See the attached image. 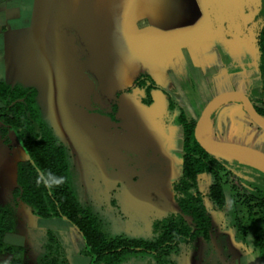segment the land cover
<instances>
[{"label": "rangeland", "instance_id": "1", "mask_svg": "<svg viewBox=\"0 0 264 264\" xmlns=\"http://www.w3.org/2000/svg\"><path fill=\"white\" fill-rule=\"evenodd\" d=\"M260 6L261 0H38L34 29L12 50L9 84L36 91L35 124L65 149L69 186L108 238L154 240V223L175 211L170 199L178 208L180 116L197 121L209 96L228 90L264 105L256 99ZM206 129L264 152V129L240 101L219 107ZM9 138V147L0 141V206L18 216L5 237L14 257L41 264L46 254L65 249L71 264H88L75 227L68 232L41 220L26 230L22 213L31 208L13 190L27 153L13 130ZM219 175L224 208L208 195L215 174H202L190 189L203 195L210 240L199 237L161 256L129 254L121 264H226L238 255L264 264L248 240L254 235L247 201L256 187L264 190V171L228 156Z\"/></svg>", "mask_w": 264, "mask_h": 264}, {"label": "trees", "instance_id": "2", "mask_svg": "<svg viewBox=\"0 0 264 264\" xmlns=\"http://www.w3.org/2000/svg\"><path fill=\"white\" fill-rule=\"evenodd\" d=\"M258 16L263 19V24L258 33L260 63L257 80L260 91L256 99L264 102V0H261ZM0 98L6 103L0 108V133L5 137L9 129H13L28 155L26 160L18 162L14 198L28 204L39 218H61L74 226L91 257L90 264H121L129 254L161 256L180 244H189L199 237L210 240L212 221L203 195L199 191L194 194L190 189L202 174H215L216 181L210 185L208 195L219 208H224L227 199L219 170L227 167L228 156L211 153L197 142L194 133L196 120L188 122L184 116H180L184 127L183 160L181 179L175 188L184 195L176 197L179 211L154 223V240L122 236L108 238L100 230L97 217L80 204L69 186L65 149L56 143L49 131L35 124L36 91L18 86L10 87L0 81ZM253 103L264 115V105ZM249 195L247 201L249 216L253 220V243L264 258V190L256 187ZM254 208H257L255 213L260 216L262 225L253 217ZM14 228L13 209L0 206V252H14L4 242L5 234L12 232ZM14 264L24 262L14 258ZM42 264L69 263L61 252H50L43 257Z\"/></svg>", "mask_w": 264, "mask_h": 264}, {"label": "crops", "instance_id": "3", "mask_svg": "<svg viewBox=\"0 0 264 264\" xmlns=\"http://www.w3.org/2000/svg\"><path fill=\"white\" fill-rule=\"evenodd\" d=\"M37 8H38V0H0V81H2L3 83H5L6 85L10 87H13V85L9 84V81L13 79L11 78L12 77L11 74H13L14 72V62H13V59H11L12 50L17 49L18 45L21 44V42L25 41L26 36L29 35L30 32L34 29V25H35L34 23L36 19L37 10H38ZM212 97L214 96L213 95L209 96L208 100H206V104ZM2 102L3 104H0V108H3L6 105V103H4L5 101L2 100ZM12 130L13 129L10 128L8 131V134L5 137H3L0 133V141L3 142V143L0 142L1 144H5L8 147L10 146L11 140L9 138V133ZM27 158H28V155L24 160H26ZM16 207H18L17 204H16ZM24 211L25 212L22 213L24 217L22 222L26 230H31L34 227H37V225L39 224L41 220H48V221H53L54 223H58L60 227L68 230V232L69 231L72 232L74 230V226H72L68 221L64 219H61V218H45L44 219V218H39L36 215H34L32 210L30 209H27ZM13 212H14V217H15V228L12 232H8L10 234L16 230V223L18 221L16 210L13 209ZM8 233H6L4 236L5 245L8 247H12L15 252V247L11 244L10 245L7 244L5 241V237L7 236ZM64 250L65 249H62L63 251L62 254L67 259L68 263L71 264V258H70L71 256L67 251H64ZM14 252H9L7 250L0 252V263L1 264H14V258H15ZM85 252H86V249H85ZM86 255H88L87 252H86ZM236 258L237 259L235 260L234 259L225 260L226 261L225 263L226 264H250L247 258H245L243 262H241V260L239 259V255ZM88 264H90V261L88 262ZM220 264H223V263H220Z\"/></svg>", "mask_w": 264, "mask_h": 264}, {"label": "water", "instance_id": "4", "mask_svg": "<svg viewBox=\"0 0 264 264\" xmlns=\"http://www.w3.org/2000/svg\"><path fill=\"white\" fill-rule=\"evenodd\" d=\"M231 101H240L250 118L264 129V115L257 110L250 97L241 90H228L218 93L208 101L196 122L195 138L204 149L211 153L242 158L264 171L263 151L249 145L214 138L206 129L212 114L219 107ZM170 202L174 210L179 211L171 199Z\"/></svg>", "mask_w": 264, "mask_h": 264}, {"label": "clouds", "instance_id": "5", "mask_svg": "<svg viewBox=\"0 0 264 264\" xmlns=\"http://www.w3.org/2000/svg\"><path fill=\"white\" fill-rule=\"evenodd\" d=\"M252 239H254V238L251 236V234H249L248 240L251 241ZM240 243H242V242H240ZM236 246L239 247V243ZM247 247H248V245H245V249L244 250H246Z\"/></svg>", "mask_w": 264, "mask_h": 264}, {"label": "bare ground", "instance_id": "6", "mask_svg": "<svg viewBox=\"0 0 264 264\" xmlns=\"http://www.w3.org/2000/svg\"><path fill=\"white\" fill-rule=\"evenodd\" d=\"M209 128V127H208ZM209 133V132H208Z\"/></svg>", "mask_w": 264, "mask_h": 264}]
</instances>
